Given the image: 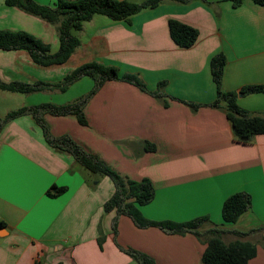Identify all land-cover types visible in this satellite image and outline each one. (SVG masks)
<instances>
[{"label":"crops","instance_id":"0c3cea01","mask_svg":"<svg viewBox=\"0 0 264 264\" xmlns=\"http://www.w3.org/2000/svg\"><path fill=\"white\" fill-rule=\"evenodd\" d=\"M34 1L51 5L54 0ZM94 17L82 24L80 44L64 64L42 67L26 50L0 49L4 83L54 84L88 62L114 67L118 76L132 75L142 83L139 88L105 81L82 107L84 126L72 115L29 111L1 122L20 108L60 106L86 96L94 85L90 77L64 92L0 91V101L10 93L26 102L15 108L0 103V222L5 225L0 264H140L128 251L154 264H201L204 238L139 228L115 208L105 211L113 183L78 163L59 144L61 137L123 177L147 179L154 197L137 206L146 220L184 223L206 217L199 233L217 228L224 243L250 242L256 256L247 264H264V135L246 144L234 140L224 104L212 106L217 95L210 73V60L222 54V91L234 92L237 107L264 118V92L241 93L246 86H264V6L252 0L236 8L227 0L166 2L128 20ZM169 20L195 28L196 42L176 46ZM47 24L0 0V30L24 31L55 53L56 29ZM44 29H51V42L40 35ZM148 145L154 150L146 151ZM237 192L250 196V209L234 224H224L222 204Z\"/></svg>","mask_w":264,"mask_h":264},{"label":"trees","instance_id":"16d2710c","mask_svg":"<svg viewBox=\"0 0 264 264\" xmlns=\"http://www.w3.org/2000/svg\"><path fill=\"white\" fill-rule=\"evenodd\" d=\"M192 1H201L211 4L213 0H144L141 3H133L126 0H54L51 5H42L34 0H4L7 7L16 8L24 13L35 16L40 20L52 25L56 29L58 49L51 53L49 46L34 36L24 31L0 30V49L26 50L31 60L38 66L47 67L51 65L64 64L73 52L78 48L80 41L75 33L81 31L82 24L89 21L95 15H101L112 21L128 20L131 16L146 9H152L162 3L186 4ZM233 8L241 5L244 0H227ZM255 4L264 6V0H252ZM168 33L172 42L180 48H189L197 40L198 32L195 28L182 24L176 20L168 21ZM225 58L222 54L215 55L210 60V73L216 87V100L213 107L218 103L224 104V112L236 142L249 143L258 135H264V118L251 115L236 106L234 92H223L221 82ZM87 76L93 82V89L84 97L66 105L41 104L33 108H20L8 113L5 122L29 111L37 116L41 112H49L54 115H72L80 125H86L82 113V107L87 99L108 80H122L135 84L142 88L139 79L132 75L118 76L117 69L98 62H88L68 72L61 81L49 84L37 82L35 84H23L19 82L4 83L0 80V91L29 94L43 90L56 89L64 92L67 88L80 78ZM163 83L158 84L161 88ZM264 92V86H246L241 93ZM158 96H162L161 93ZM196 108L197 106H192ZM41 123L40 119H37ZM61 147L70 153L78 163L92 173H100L108 177L114 185V193L104 204V210L116 209L118 213L129 216L139 228L157 227L163 231L174 234L193 233L198 238L205 240V249L201 255V264H247L256 256V246L250 242L234 241L224 243L221 240V230L215 228L203 233L198 232L206 217L196 218L184 223L169 221L153 222L146 220L140 214L137 206L149 203L154 197V190L147 179L133 181L121 176L117 171L108 166L97 155L86 152L81 146L68 137L58 140ZM154 146L148 145L146 151H153ZM54 190V188H53ZM50 194V191L47 193ZM250 196L244 192H237L229 196L222 204L221 217L224 224H234L241 214L250 209ZM0 222V227H4ZM238 236L245 233L235 232ZM130 257L140 264H154L148 256L135 251L127 252Z\"/></svg>","mask_w":264,"mask_h":264},{"label":"rangeland","instance_id":"374dc122","mask_svg":"<svg viewBox=\"0 0 264 264\" xmlns=\"http://www.w3.org/2000/svg\"><path fill=\"white\" fill-rule=\"evenodd\" d=\"M44 1V0H43ZM141 1V0H140ZM95 20H97V21H99V20H101V19H103V18H105L104 16H101V15H95ZM41 21V20H40ZM46 26H52V25H49V24H47ZM49 28H51V27H49ZM87 28H86V32H87ZM40 35H46V37L48 38V41L49 42H51V33H52V31H51V29H44V30H40ZM75 35L78 37V33H75ZM78 39H79V37H78ZM49 42H47V43H49ZM50 49V48H49ZM51 51V50H50ZM51 53H52V51H51ZM44 74L46 75V76H52L53 74L52 73H48V72H44ZM61 81V80H60ZM44 83H48V82H44ZM49 84H53V83H49ZM48 90H50V89H48ZM5 94V96H6V98H5V100H1L0 101V103H4L5 105H6V107H10V108H15V107H19V105L21 104V103H24L25 105H26V102H25V100H16L15 98V95H11L10 93H4ZM20 96V95H19ZM0 99H2V98H0ZM77 101V100H76ZM73 102H75L74 100H71L70 102H69V104H71V103H73ZM66 105V104H65ZM93 175V174H92ZM94 176V175H93ZM202 227V226H201ZM201 227H199L198 229H200L201 231H202V229H204V228H201Z\"/></svg>","mask_w":264,"mask_h":264},{"label":"water","instance_id":"95a60500","mask_svg":"<svg viewBox=\"0 0 264 264\" xmlns=\"http://www.w3.org/2000/svg\"><path fill=\"white\" fill-rule=\"evenodd\" d=\"M2 230V228L0 227V231Z\"/></svg>","mask_w":264,"mask_h":264}]
</instances>
